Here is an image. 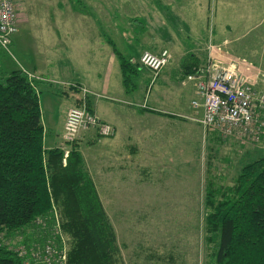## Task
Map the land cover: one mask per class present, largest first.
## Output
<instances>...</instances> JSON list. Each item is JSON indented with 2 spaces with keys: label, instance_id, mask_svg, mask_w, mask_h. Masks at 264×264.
<instances>
[{
  "label": "rangeland",
  "instance_id": "obj_1",
  "mask_svg": "<svg viewBox=\"0 0 264 264\" xmlns=\"http://www.w3.org/2000/svg\"><path fill=\"white\" fill-rule=\"evenodd\" d=\"M16 1L19 12L31 14V17L18 25L10 46L11 54H0V74L20 66H27V69L36 66L42 71V81L53 80L50 82L56 91L68 86L63 83V78L75 77L80 70L89 73L91 79L103 76V53L97 52L95 47L91 51L86 48L82 53L75 47L65 51L66 43L62 42L66 40V31L77 28L76 21L80 17L78 14L73 16L74 22L65 19L61 23L55 14L60 6L57 3L67 7L68 1L74 2L73 7L79 10L77 13L89 15L81 21L82 27L89 24L92 31L101 33L102 38L114 41L119 51L125 47L134 48L136 60L143 49L158 52L164 47L170 50L172 60L154 82L149 84L151 73L142 66L138 76L132 78L133 82L142 79L147 82L142 100H133L139 104L144 102L143 106L131 105L147 110L140 111L145 117H138L134 122L139 128L145 123L137 140L131 139L132 144L128 147H125L126 141L122 146L106 143L117 132L116 126L110 123L114 128L111 135L98 137L90 130L74 141L115 231L121 264H213L216 241L208 240L205 187L208 182L213 188L233 185L244 163L264 155V138L260 136L264 129L255 139L223 130H206L197 121L201 112L196 114L198 108L191 106L194 95L190 83L183 87L177 80L186 73L185 64L191 61L190 52L198 55L197 63H207L210 26L213 31L214 27L216 29L214 43L220 48L214 49L216 53L212 52L218 60L224 62L228 54L238 56L245 63H258L259 70L264 72V22L246 33L235 35L242 29L240 21L229 19L233 27L229 31L217 21L215 26L212 20L205 19L208 15L205 7L201 8L194 0ZM21 17L23 13L19 15L20 20ZM227 37L232 40L224 46L220 41ZM75 38L84 37L76 34ZM165 74L174 78L169 87L175 92L169 90L170 96L167 92L164 94L166 99L152 104L151 98ZM54 89L53 93L62 100V93H56ZM43 96L52 106V95L44 93ZM101 100L103 104L124 105ZM42 112L51 120L56 111ZM258 112L264 117L262 109ZM46 129L52 131L51 127ZM74 141H67L62 136L60 147L65 155ZM132 147H136L135 151ZM120 152L123 156L127 153L125 162ZM60 235L68 251L70 237L64 233ZM8 241L11 246L33 247L32 253L40 246L55 250L59 246L54 237L43 239L33 233L30 226L10 235L5 243ZM38 256L30 255L36 263L46 259L44 254Z\"/></svg>",
  "mask_w": 264,
  "mask_h": 264
},
{
  "label": "trees",
  "instance_id": "obj_2",
  "mask_svg": "<svg viewBox=\"0 0 264 264\" xmlns=\"http://www.w3.org/2000/svg\"><path fill=\"white\" fill-rule=\"evenodd\" d=\"M109 43L122 83L130 87L139 57ZM191 63L185 77L202 66ZM37 80L20 67L0 74V264H22L18 247L29 246L5 240L29 226L43 239L54 237L59 255L65 249L58 264H121L115 231L78 145L72 142L66 155L60 146L45 147ZM205 206L208 240L216 241L213 264H264V155L244 163L233 185L213 188L208 182ZM60 233L70 237L68 251Z\"/></svg>",
  "mask_w": 264,
  "mask_h": 264
},
{
  "label": "crops",
  "instance_id": "obj_3",
  "mask_svg": "<svg viewBox=\"0 0 264 264\" xmlns=\"http://www.w3.org/2000/svg\"><path fill=\"white\" fill-rule=\"evenodd\" d=\"M175 1L176 0H174V2ZM196 1L201 4V8L205 7L206 14H208L205 19H207L208 21L212 20V23L214 22L215 26H216V21H217L218 23L223 24V26L226 27L227 31H229L233 28L229 19L233 21L234 20L240 21L242 23V29L239 31V33H236L235 35L241 34L245 31L247 32L248 30L264 22V0H194L195 3ZM57 4L60 6L58 7L57 13L55 14L58 16V19L62 21L61 23H63L65 19L70 20L71 22L73 20L74 22V19H72L73 16L78 15V14L80 15V17H78L76 21L77 28L73 27L71 31L69 30L66 31V36H65L66 40L62 42V44L64 45L66 43L65 51L71 47H75V50L82 53L84 50H86V48H88L87 49L88 51H91L92 47H95L97 52L103 53L102 54L103 55L102 67L105 68V72L103 73V76L99 75L97 77V80L89 78V73L87 72L83 73L80 70L77 73H75V77H71L69 75L67 78H63L64 79L63 83L68 84V85L70 83L71 84L76 83V84H79V85H82L88 88L89 90L93 92L99 93L100 94L99 97H93V96L90 97V103H89L90 108L102 120L108 123H111L112 125H115L117 128L116 135L110 138L109 140H107L106 143L110 145L120 143V145L122 146L123 141H126L127 143H124V144H125V147L126 146L128 147L129 143L132 144V141L130 140L131 139L137 140V137L139 136L138 134L139 130L145 127V123L142 124L141 128H139V126L137 127V125L134 124L135 120H137L138 117H145V115L141 113L140 111H147V110L134 108V106L131 107V105H129L130 101H127V100L133 101L136 99V100L141 101L142 100L141 97L142 96L144 97V92H145L147 82L146 80L142 79L141 82L134 81V83L131 84L130 87L124 86L122 83V78H121L119 60L116 57V55H114L112 47L109 43V40L111 39L102 38L101 33L100 32L98 33L97 31H95V29L94 31H92L89 24L87 27L86 26L82 27L83 24L81 21L82 20L84 21L86 16H89V15L86 13H81V12L77 13L79 11L74 10V8L72 7V4L69 1L66 3V5H69L67 7H62L61 3H57ZM192 11H194V9ZM22 13H23V17H21L19 25L25 22L27 20V17H31L30 16L31 14L26 15L24 14L25 12L21 11L20 14ZM229 15L231 16L230 18H229ZM200 17H201V14H199V18ZM200 20L202 22L204 21L202 18ZM212 23H210V25ZM206 26L207 25H202V27H206ZM215 33H216L215 27L213 31V27L210 26L211 36H208L207 47L211 44L216 45V43H214L215 41L214 37L216 35ZM76 34L80 37L83 36L84 38L76 39L75 38ZM13 37H12L11 44L13 43ZM227 38H223V40H221L220 43L224 44L225 46L229 42V39L232 40L229 37ZM143 50H146V49H143ZM156 50L158 51L159 49L157 48ZM120 51L124 55L126 54V56L128 57L132 56V58L135 60V56L137 55V53L135 52L134 48H131L130 50L129 47H125L121 49ZM190 53H191L190 58L192 59V61H199L197 57L198 55L195 52L192 51ZM186 55H189V53ZM230 56L233 58H236L242 66L245 63L238 56H234V55L233 56L230 55ZM200 63H196V65ZM247 64L250 65L251 69L261 72V74H264L263 70L262 71L259 70L261 68L259 67L258 63L256 64V62H251V63L247 62ZM20 67H24L26 70L30 71L31 73L39 77V79L37 80L38 81L37 87H39L40 89V93L38 97H39V105H40V111H41V120H42V124H43L44 131H45V136H44L45 147L49 148V147H54V146H60L61 138H62L63 122H64L66 110L76 103V99L79 96L77 94V92H79V89L72 87V86L70 89L67 86V87H60L56 91L52 87L53 83L50 82L53 80L42 81L41 75L43 74L41 73L42 71L40 70V68L37 69L36 66L29 67V69H27L28 68L27 66H20ZM161 74L162 72L158 75V78ZM174 76H177V73H175ZM49 78L52 79V77H49ZM172 81H174V78L171 75L170 76H167V74H165V76L163 75V78H161L158 82L159 85L157 86L158 89L156 93L151 98L152 104L157 105V102L161 103L163 99H166V96L164 94H166L167 92L169 93V96H170V91H174L172 88L169 87L172 84ZM178 82L183 87L188 86V84L190 83L191 90L194 95L193 98L191 97V102L194 99H197V95L195 93V88H194L193 83L189 81H185L184 74H182V77H180L177 80V83ZM53 89L54 91H56V93L62 91L61 92L62 93L61 96H63L62 100L60 97L56 96L53 93L52 91ZM44 93H50L52 95V101H53L52 106L50 105V100H48L45 96H43ZM101 98L108 100V101L122 103L124 105L103 104L101 103L102 101ZM124 101L126 102V104ZM195 110H196V114H198V112L200 114L201 112L200 108L195 109ZM42 111H46V112L50 111L51 113H53V111H56V112L52 114L51 120H50L49 116L45 115ZM45 126L49 128L51 127L52 131L49 132V130L46 129ZM132 135L134 136L131 138ZM132 148H133L132 151H135L136 147H132ZM113 150L114 149L112 146V151ZM120 156L124 158L123 162H125L128 157L127 153L123 156L122 152H120Z\"/></svg>",
  "mask_w": 264,
  "mask_h": 264
},
{
  "label": "built area",
  "instance_id": "obj_4",
  "mask_svg": "<svg viewBox=\"0 0 264 264\" xmlns=\"http://www.w3.org/2000/svg\"><path fill=\"white\" fill-rule=\"evenodd\" d=\"M19 9L16 0H0L1 53L11 54L12 37L17 32L20 23ZM208 48L207 63L185 77V81L193 83L197 95V99H194L191 104L194 108L201 109L197 121L206 130H223L228 134L257 138L264 129V117L256 112L259 109L264 111V74L251 69L247 63L242 66L236 58L230 55L225 57L224 62L218 60L214 49L219 50V45L211 44ZM171 58L172 55L167 48H162L158 52L148 49L141 52L139 63L150 71V83L155 81ZM20 68L26 73L28 79H39L37 75L24 67ZM69 85L79 89L77 92L79 96L76 103L66 110L62 130L63 138L67 141H74L90 130L95 131L98 137L111 135L114 128L87 105L86 99L89 95L99 97L100 94L76 83ZM143 103L129 102L130 105L136 106H143ZM40 247L32 253L33 247L19 246L18 250L23 257L22 264H58V260L65 261V249L59 255L58 251L50 246ZM41 254H44L46 259L41 263H36L34 258H37V255L41 257Z\"/></svg>",
  "mask_w": 264,
  "mask_h": 264
}]
</instances>
